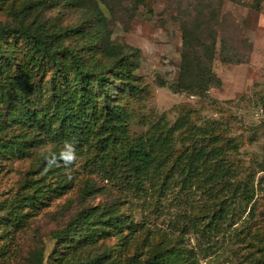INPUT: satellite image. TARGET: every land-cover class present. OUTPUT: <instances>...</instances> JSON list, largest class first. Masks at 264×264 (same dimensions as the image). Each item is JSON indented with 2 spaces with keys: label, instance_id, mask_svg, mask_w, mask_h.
I'll list each match as a JSON object with an SVG mask.
<instances>
[{
  "label": "rangeland",
  "instance_id": "rangeland-1",
  "mask_svg": "<svg viewBox=\"0 0 264 264\" xmlns=\"http://www.w3.org/2000/svg\"><path fill=\"white\" fill-rule=\"evenodd\" d=\"M27 1L0 0V21H14L13 13ZM84 3L82 9L63 0L57 5L47 2L31 8L28 21L56 18L62 25H75L83 12L92 15L90 9L101 8L108 18L112 40L141 51L139 67L134 72L137 82L145 87L138 99H126L131 135L146 132L162 113L172 123L181 107L190 108L195 122L205 125L215 121L224 139L237 142L238 151L231 152L229 161L235 171L231 180L252 182L255 196L247 206L236 210L231 225L221 231L203 232L201 237L189 227V218L198 210L204 214L217 206L223 196L221 182L210 190L196 185L189 196H178L177 190L160 197H152L151 191L146 196H134L125 188L119 172H111L109 165L103 168L94 163L96 153L86 147L31 145L24 153H0V264H29L35 250L43 251L48 264H65L71 257V246L67 244L62 252L53 254L60 232L85 209L95 208L99 213L118 207L129 228L99 230L94 237L97 243L83 247L85 256L113 248L111 256L125 261L134 253L145 259L153 250L174 249L182 252L184 264L257 263V243L264 240V0ZM196 24L197 30L192 28ZM184 25L195 30L194 38L215 41L213 70L222 83L211 86L204 98L171 87L180 76ZM14 49L17 64L24 65L28 57L25 45L15 44ZM40 66L33 72L36 75L31 96H42L46 101V82L52 70ZM71 81L72 78L61 81L66 91ZM27 194L37 195L33 204L31 200L16 204ZM11 208L20 220L17 224Z\"/></svg>",
  "mask_w": 264,
  "mask_h": 264
},
{
  "label": "trees",
  "instance_id": "trees-1",
  "mask_svg": "<svg viewBox=\"0 0 264 264\" xmlns=\"http://www.w3.org/2000/svg\"><path fill=\"white\" fill-rule=\"evenodd\" d=\"M63 1L82 9L85 6L84 0ZM47 2L57 5L62 0H29L13 13L14 21H0V153H24L31 145L86 147L89 152L95 151L94 163L103 168L109 165L111 172H119L125 188L134 196H146L151 191L152 197H160L173 190L178 191V196H189L196 185L210 190L221 182L220 202L204 214L198 210L189 218V227L203 237V232L221 231L231 225L236 210L247 206L255 196L252 182L231 180L235 171L229 161L231 152L238 151L237 142L224 139L215 121L198 124L192 109L182 107L172 123L162 113L146 132L132 136L126 99H138L145 87L137 82L134 72L139 67L140 49L112 40L108 18L101 8L90 9L92 15L82 11L80 22L75 25H62L56 18L38 21L35 17L28 21L30 9ZM196 25L192 28L197 30ZM184 30L180 76L171 87L204 98L211 86L222 83L213 70L215 41L194 38L195 30L186 25ZM19 43L27 49L24 65L17 64L14 45ZM40 65L52 70L51 79L46 82V101L42 96H31L36 75L33 72ZM68 78L72 81L66 91L61 81ZM36 196L27 194L16 204L23 200L33 204ZM10 214L17 224L20 220L13 208ZM113 226L129 228L119 207L99 213L95 208L85 209L60 232L53 254H59L68 244L72 253L65 264H184L182 252L174 249L153 250L145 259L134 253L125 261L111 256L113 248L85 256L83 247L97 243L95 233ZM257 245L259 261L255 264H264V240ZM29 261L48 264L41 250H35Z\"/></svg>",
  "mask_w": 264,
  "mask_h": 264
}]
</instances>
